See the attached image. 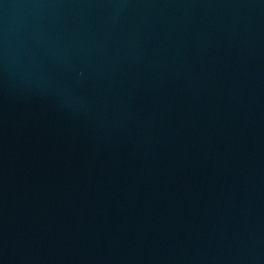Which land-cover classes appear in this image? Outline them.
Instances as JSON below:
<instances>
[{
    "label": "water",
    "instance_id": "obj_1",
    "mask_svg": "<svg viewBox=\"0 0 264 264\" xmlns=\"http://www.w3.org/2000/svg\"><path fill=\"white\" fill-rule=\"evenodd\" d=\"M0 264H264V0H0Z\"/></svg>",
    "mask_w": 264,
    "mask_h": 264
}]
</instances>
